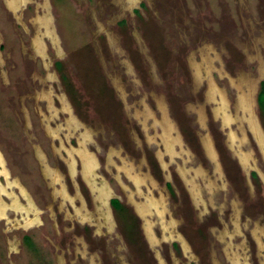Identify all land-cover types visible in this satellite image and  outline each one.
<instances>
[{
  "label": "rangeland",
  "instance_id": "rangeland-1",
  "mask_svg": "<svg viewBox=\"0 0 264 264\" xmlns=\"http://www.w3.org/2000/svg\"><path fill=\"white\" fill-rule=\"evenodd\" d=\"M5 4L0 226L8 239L0 264H159L158 256L164 264H234L228 252L242 253L241 264H264V118L256 101L264 0ZM209 82L228 100V125L214 116ZM240 89L251 96L252 114L237 108ZM229 129L235 144L227 142ZM82 134L96 160L88 183L76 154ZM133 173L144 180L135 184ZM96 178L107 181L105 204V195L97 200L112 214L106 223L95 216ZM8 194L33 200L30 221L24 209L4 210ZM152 198L162 201L163 220L147 215L156 237L150 242L132 201L142 212Z\"/></svg>",
  "mask_w": 264,
  "mask_h": 264
},
{
  "label": "flooded vegetation",
  "instance_id": "flooded-vegetation-1",
  "mask_svg": "<svg viewBox=\"0 0 264 264\" xmlns=\"http://www.w3.org/2000/svg\"><path fill=\"white\" fill-rule=\"evenodd\" d=\"M25 0H21V2L19 1V0H5V2H6V4L9 6V8H11L12 10H15L16 9V7L18 6V5H20L22 2H24ZM6 4H5V6H6ZM112 6H114V3H113V5H109V8H112ZM7 8V7H6ZM176 25V24H175ZM180 33L181 34H185V36H189V34L188 33H190V31H188V30H182V31H180ZM33 43H34V45L35 46H37L38 44V38L36 37L34 40H33ZM209 84V91H210V97H211V99H213V101L215 102V105H214V107H213V112H214V116L215 117H219L220 118V120H221V123L223 124V125H228L229 124V122L234 118V116L232 117V115L228 112V110H227V107H228V100H227V98H226V96H224L222 93H217V91L215 90V88H214V85H213V83H211V82H209L208 83ZM263 86H264V81H261L260 83H259V88H258V92H257V95H256V101H257V105H258V108H259V111L261 112V114L263 115V112H262V108H261V106H260V104H261V100H260V94H261V91H262V89H263ZM214 91V92H213ZM213 93V94H212ZM250 93V92H249ZM251 94V93H250ZM249 94V95H250ZM215 95V96H214ZM250 99H251V96H250ZM250 99H249V97H248V94H246V92H243L242 91V89H240L239 90V94H238V98H237V108H239V109H241L242 111H244L245 112V110H249V113L250 114H252L251 113V104H252V100H251V104H250ZM63 104V103H62ZM164 108H166L165 106H164ZM218 110V111H217ZM243 113V112H242ZM245 114V113H244ZM203 116V114H201V116L200 117H202ZM263 118H264V115H263ZM170 120V119H169ZM170 121H172V120H170ZM248 126H249V128L252 130V131H254L255 133H256V131H257V129H256V127H255V125H253L250 121H249V123H248ZM86 132H87V134H88V131L87 130H85ZM84 131V132H85ZM167 136H168V134H166ZM164 136V137H167V136ZM257 135H259L258 133H257ZM89 136V135H88ZM228 136V137H227ZM235 136V137H234ZM226 139H227V142H228V144H229V142H232V140L231 139H233V141H234V144H235V139L234 138H236V135H235V133L234 132H232L231 131V129H229L228 130V132H227V134H226ZM85 138H86V136H85V134H82L81 135V137L79 138V144H78V147L76 148V154L79 156V160H78V156H77V159H76V162H75V168H76V163H77V160L79 161V163H80V165H81V171H80V174H81V177H82V179L84 180V181H86L87 183H88V181L85 179V177L88 179V180H90L91 179V177H93L94 178V173H95V177H96V172H94V164H96V160L94 159V156L93 155H90V154H88V152H86V149H85V146H84V141H85ZM89 138V137H88ZM167 140H166V138H165V142H166ZM167 143V142H166ZM168 143H169V141H168ZM168 143H167V145H168ZM206 144V145H205ZM207 144H209L208 143V141L207 140H204L203 141V146H204V148H205V151H206V153L209 155V153L211 154L212 152H211V149H208L209 147H210V144H209V146L207 147ZM212 144V143H211ZM259 146V145H258ZM212 148H213V146H212ZM88 149V148H87ZM207 149V150H206ZM214 150V149H213ZM66 152V155H65V158H63L64 160H65V163H66V165H67V167H69L70 168V170L73 172V169H74V159L73 158H71L70 156H72V154H70L69 153V156H68V154H67V151H65ZM89 153H91L90 151H89ZM75 154V155H76ZM92 154H94V153H92ZM263 154V153H262ZM74 155V157L76 158V156ZM95 155V154H94ZM211 155H213V154H211ZM210 156V155H209ZM213 157V156H212ZM86 158V159H85ZM97 159V158H96ZM248 159H249V155L248 154H246V153H238V160H239V162H240V160H242V161H244V163L245 164H247V161H248ZM44 163V162H43ZM108 163V162H107ZM241 163V162H240ZM244 164V165H245ZM241 165H243L242 163H241ZM0 166H3V161H2V158H1V155H0ZM6 167V166H5ZM88 169V170H87ZM87 170V171H86ZM89 170L91 171V172H89ZM0 171L1 172H3V173H7V170L5 171L4 169H1L0 168ZM48 171H49V168H46V171H44V173L45 174H47V175H49V177H51L52 175H54V174H49L48 173ZM74 172H75V169H74ZM88 172V173H87ZM87 175H86V174ZM93 173V174H92ZM91 174V175H90ZM4 175V174H3ZM90 176V177H89ZM130 178H131V180L135 183V184H138V182H139V184L142 182V180H144L143 179V177L142 176H140V175H138V174H132V176H130ZM54 179H56L57 180V177L54 175V177L52 176V180H54ZM97 179V178H96ZM107 183V181H98V179L96 180V183H99V185H93V186H91V188H93V194H94V197H95V201H94V206L98 209V211H96V209H95V212H96V217L97 216H99L100 217V223L102 222V223H106V221L111 217L112 218V214H111V212L107 209V208H104L103 206H101L100 205V203H99V201H97L98 200V195H99V193H97V190H98V188H104V189H106L107 191H109L108 190V187H107V185L105 184V183ZM190 182V181H189ZM193 184H192V182H191V185L189 186V187H191ZM62 188V187H61ZM63 189V188H62ZM59 190H61V189H59ZM58 190V191H59ZM19 191H21L24 195H25V197H26V192L24 193V190L21 188ZM64 190H61V192H63ZM96 193H95V192ZM162 192H164L163 190H161ZM152 193H153V191H151ZM189 192L190 193H192V189L190 188L189 189ZM165 193V192H164ZM98 194V195H97ZM155 194V193H154ZM1 196V195H0ZM8 196H9V200L8 201H4L2 198V200L7 204V206L4 208V210H6V208L7 207H9V208H16V209H18V210H20V209H24L25 211H26V216L24 217V220H26V221H30L32 218H31V216H30V214H29V211L30 212H33L34 210H36V206H35V204L33 203V200H31V199H28L27 198V200H26V198H25V202H22L21 200H19V198L16 196V195H12V194H8ZM15 197V198H17V199H15V201H14V204H17V205H14V204H12V200L10 199L11 197ZM146 197H144L143 198V200L145 199ZM149 198V197H148ZM148 198H147V200L146 201H144L142 204H146L147 202H148ZM114 199L115 198H113V199H111V204L113 205V201H114ZM116 199H118V198H116ZM105 200V199H104ZM104 200H102V202L104 201ZM19 202V203H16V202ZM119 202V201H118ZM140 202V201H139ZM132 203H133V208L135 207V211H136V213L138 214V216L141 218L142 217V219H143V223H142V225H143V230H144V232H145V235H146V237H147V239L150 241V242H153V241H155L156 240V237H155V234H153L152 233V220L151 219H148V217H147V215L149 214H151V215H155V217H156V221L157 220H159V219H161V220H163L162 219V213H163V203H162V201L160 202L159 200H157V199H155V198H152L151 199V201H150V203L148 204V206H147V208H145V210H143L142 212H140L137 208H138V206H135L136 205V203H138V202H133L132 201ZM104 204H105V201H104ZM119 204H121V202H119ZM125 206V205H124ZM94 207V208H95ZM113 207H114V209H115V206L113 205ZM124 209H126V206L124 207ZM116 210V209H115ZM127 210V209H126ZM2 211V208L0 207V212ZM94 212H87V211H85L84 213H82V215L83 216H93L94 214H93ZM108 213V214H107ZM118 213V212H117ZM123 216H125V217H127L126 216V214H124L123 213ZM113 219V218H112ZM99 221V220H98ZM113 222H114V220H113ZM158 222V221H157ZM162 223V222H161ZM161 223H159V226H162V225H165V226H163V228H161V230L162 229H164L165 230V232L163 233L162 232V235L164 236V235H166V232L168 231V230H166V229H169V225H170V221H166V222H163L162 224ZM246 226V225H245ZM247 227V226H246ZM0 229H1V235H0V247H2V250H3V244L6 242V231H4V230H2V228H1V226H0ZM23 231H25L24 230V228L22 229ZM232 236V235H231ZM230 236V237H231ZM8 239V238H7ZM23 239H24V241L25 240H29V241H32V236L30 235V234H27V233H25V234H23ZM32 243V242H31ZM240 243V242H239ZM12 244V243H11ZM235 245H237V244H235ZM2 252V254H3V251H1V249H0V253ZM2 254H0V255H2ZM228 254V256L230 257V258H232L233 259V263L234 264H241V261H240V255L242 254V253H230V252H228L227 253ZM230 254H231V256H230ZM239 254V255H238ZM243 256V255H242ZM1 260V259H0ZM158 260H159V264H164L163 263V260L161 259V257H159L158 256Z\"/></svg>",
  "mask_w": 264,
  "mask_h": 264
},
{
  "label": "bare ground",
  "instance_id": "bare-ground-1",
  "mask_svg": "<svg viewBox=\"0 0 264 264\" xmlns=\"http://www.w3.org/2000/svg\"><path fill=\"white\" fill-rule=\"evenodd\" d=\"M214 92V91H213ZM213 94V93H212ZM215 96V95H214ZM218 111V110H217ZM228 137V136H227ZM232 140V139H231ZM208 143L210 144V147H209V149H211V154H213L214 153V150L212 149V144L208 141ZM206 145V144H205ZM207 150V149H206ZM88 170V169H87ZM86 170V171H87ZM89 172H91L90 170H89ZM88 173V172H87ZM86 174V173H85ZM87 175V174H86ZM91 175V174H90ZM90 177V176H89ZM92 178V177H91ZM90 180H92V179H90ZM93 184V183H92ZM93 189V188H92ZM95 192V191H94ZM96 193V192H95ZM97 193H99V195L97 196L98 197V199H100V197H102L103 195H105V197L103 196V200L106 198V193H108V191L106 190V189H104V188H98V190H97ZM104 201H106V200H104ZM103 201V202H104ZM108 214V213H107Z\"/></svg>",
  "mask_w": 264,
  "mask_h": 264
},
{
  "label": "trees",
  "instance_id": "trees-1",
  "mask_svg": "<svg viewBox=\"0 0 264 264\" xmlns=\"http://www.w3.org/2000/svg\"><path fill=\"white\" fill-rule=\"evenodd\" d=\"M260 100H261V108H262V112H263V115H264V86H263V89L261 91V94H260Z\"/></svg>",
  "mask_w": 264,
  "mask_h": 264
}]
</instances>
